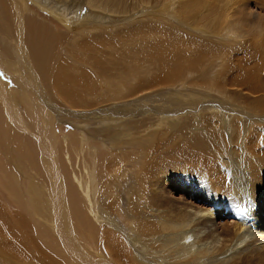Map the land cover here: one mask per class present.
Returning a JSON list of instances; mask_svg holds the SVG:
<instances>
[{
    "label": "bare ground",
    "instance_id": "6f19581e",
    "mask_svg": "<svg viewBox=\"0 0 264 264\" xmlns=\"http://www.w3.org/2000/svg\"><path fill=\"white\" fill-rule=\"evenodd\" d=\"M249 4L250 0H0V43L7 49L4 48V51L8 56L14 58L9 65L14 69L22 68L21 77L16 78L15 82L23 83V89L19 88L23 90V96H18L19 93L9 88L5 78L4 81L0 78V99L5 102L0 105V264H71L68 254L65 255L54 246L55 239L52 241L43 225L38 224L37 221L41 220L34 212L36 200L31 189L21 181L20 174L10 169L14 165L15 169H19L24 164L28 171L42 168L46 179L49 171L54 177L63 176L65 187L59 184L67 195L66 203L80 239L90 246H96L115 264H158L154 262L151 252L145 251V246L139 243V237L152 244L164 245L166 256L173 264H208L206 260L212 264L217 258L214 257L216 251L223 257L243 242L245 236L251 238L252 246L264 247V219L252 232L246 229L242 235V229L248 222L245 215H239L240 224L234 244L229 242L219 250L221 237L218 235H214L213 244L206 238L196 243L195 236L186 227H182L184 231L179 234L176 231L172 233L176 223L147 221L144 214L133 226L129 224L124 236L116 232L114 226V219L118 216L129 217L130 222L134 221V215L140 211L142 198L150 195L151 185L160 180L161 173L173 167L179 177L190 171L192 176H196L194 182L198 180L212 194L213 191H217L215 195L218 191L220 194L226 193L232 187L235 197H238L236 199H239L236 193L238 189H235L237 186L231 176L234 169L222 159L223 147L219 142H229L226 144L227 151L231 148L234 150L233 145L239 148L240 158L236 165L246 173L244 178L251 204L257 205L264 200L260 175L263 169L260 159L264 156V134H254V130L242 128L239 116L221 111L234 108L240 115L254 119L264 113V20L254 18L257 21L251 25V18L255 15L258 17L262 14L260 18L264 16V0L255 2L260 11L257 13L249 10ZM150 11L151 14L147 15ZM77 22L87 28L81 32H71L70 24ZM82 67L103 77L101 84L105 88L114 89L113 96L102 97L104 102L131 98L141 105H146L145 100L151 99L157 103L180 102L183 106L189 102L190 107H194L195 103H204L203 110L209 109V113L201 111V115L197 116L199 118L194 120L198 128L192 130L193 135L189 130L186 135L176 131L180 121L174 117L175 113L173 116L172 113L166 114L159 121L164 123L166 131L172 132L170 139L166 138L165 129L154 127L151 130L139 118L136 127L145 128V133L153 142L159 138L158 142L163 145L161 150H150L145 154L147 167L138 166L140 171L137 170L133 177L132 189L126 190L125 187L123 194L120 189L113 192L104 186L100 189L93 183L96 182L94 180L102 181L105 173L114 171L117 166L106 162L103 155L97 156L100 171L87 169V158L91 156L83 154L85 143L82 137H69L61 131V135H57L55 124L46 112L51 106L56 108L61 104L78 108L89 105L86 101L89 99L86 98L93 93L95 82ZM194 88H199L200 92H195ZM230 88L249 94V100L244 97L240 99L242 96L231 93ZM164 89H171L172 92L169 90L166 93ZM12 91L16 94H11ZM211 92L215 93L217 100L209 94ZM198 98L207 101H197ZM182 101L184 104H181ZM12 103L21 106L23 116L31 115L30 120H26L28 124L20 121L23 130L24 123L29 125L26 133L31 134L27 136L30 140L13 126L15 122L11 121L8 112ZM39 107L46 110L42 111ZM213 107L216 109L213 110ZM139 114L136 113L135 117ZM225 117L227 124L224 122ZM212 121L214 125L217 122L220 129L231 130L229 139L224 141L222 137H210L212 140L209 144L208 136L199 134L202 129L211 128ZM107 122L116 123L112 119H107ZM43 126L45 131H42ZM111 127L106 129L105 135L110 133L112 138L116 135L125 144L133 140V137L129 139L131 135L127 132H116ZM76 141L82 147H76ZM116 144L120 147L118 140ZM206 145L208 152L205 151ZM214 146L217 150H214ZM72 150H79L76 153L80 158L78 161ZM53 153L60 172L65 169L64 165L72 167L76 161L81 163L86 179L81 181L72 176V183L80 189L81 194L69 181L66 172L59 174L52 160ZM229 184H232L231 187ZM95 194L99 196L97 203H94ZM121 194L126 199L125 208L119 205L123 203L120 202ZM86 210L93 215L96 223L90 221ZM217 210L218 204L215 203L209 210L197 209L192 216L190 213L180 214L179 221L189 226L197 217L212 226L214 221L211 219L215 218ZM240 211L243 213V210ZM195 223L198 224L199 220ZM38 230L40 238L49 240L41 239L44 243H39L36 240L39 238L36 235ZM188 238H193L192 243ZM132 244L135 245L134 249ZM140 256H144L143 260Z\"/></svg>",
    "mask_w": 264,
    "mask_h": 264
},
{
    "label": "rangeland",
    "instance_id": "374dc122",
    "mask_svg": "<svg viewBox=\"0 0 264 264\" xmlns=\"http://www.w3.org/2000/svg\"><path fill=\"white\" fill-rule=\"evenodd\" d=\"M255 2H258V0H253V2H252V0H250L249 10L250 11L252 10L251 12L257 13L260 11H259V9L257 10ZM139 11H144V10L139 9ZM254 13H252V14L254 15ZM146 14L147 15L151 14V11H150V13L147 12ZM261 16H262V14H260L258 17H257V15H255L253 18H251V25L256 23V21L258 19H259L258 21H260L261 19L264 20V18H263L264 16L262 18H260ZM254 18L255 19L257 18V20H254ZM67 19H70V18H67ZM253 21H254V23H253ZM70 25L72 27L70 29L71 32H72V30H74V32H81L82 30H84V28H87L85 25L80 24L78 22H77V24L71 23ZM4 48L5 47H3V45L0 43V78L3 81L5 78V81L9 85V88L11 87V89H13L16 93H19V94H17L18 96H21L23 94V90H20L19 88L23 89V83L16 84V82H17L16 78L21 77L22 68L18 67L17 69H14L9 65L10 61H12V59L14 60V58L12 56L9 57L8 53H6L4 51ZM82 68H83L82 70L87 72L89 74V76L91 77V79H93L92 81L95 82V88H94L93 93L88 95V97L86 96L87 97L86 99H89V100H86L87 103L89 102L88 103L89 105H87L86 107H79L78 108V107H72L69 105L65 106V105L61 104V106L57 105L58 107L56 106V108L54 106H53L54 108H52V106H51V108H48V111L44 107H39V109L42 111L46 110L47 114L49 115V118L55 124L54 129H55L57 135L61 131L64 135H68L69 137L71 135H73V136L76 135V136L82 137V139L84 140V143H85L84 149H83V154H85V156L87 155L88 157L91 156L90 159L87 158V163H88L87 169L90 168L89 169L90 171H95V172L98 170L100 171V168H99L100 167V165H99L100 161L98 160V157L103 156V155L105 156L104 160L106 162H109L110 164H114L117 166V168L114 171H110L108 173L106 172L104 179L102 181H100L99 179L94 180L96 182H93V183H96L100 189H103V186L108 191H109V189L112 190L110 192H113L115 189H120V190H122V194H123V190L125 187H126L125 188L126 190L132 189L133 185L131 183H132L133 177L135 176L137 170L140 171V169H139L140 167H138V166H141V168L147 167L145 154L149 153L150 150H152V152L153 151L155 152L156 150H161V147L163 145L160 142H158L159 138H155L154 142L151 141V139H149L147 134L145 133V128H137L136 127L137 123H138L137 121L142 119L143 121H145V125L149 126L151 130L154 129V127L158 128V129L160 127V129L163 128L166 131V128H164V123H160L159 120L161 118H163V116H165L166 114L169 115V113H172L171 116H173V113H175L174 117L176 118V120L178 119V121H180V123L178 125L179 129H176V131L186 135L188 130H189V132H192V130L194 131L195 129L198 128L196 126L195 121H194L195 119L199 118V117H197L198 115H201L202 112L203 113H209V111H208L209 109L207 110L205 108V110H203V108L205 107L204 103H199L200 105L195 103L194 107H192V106L190 107V105L188 104L189 102L186 103L187 106L186 105L183 106V105H180V102L177 104H170L168 102H166V103L158 102L157 103V102H155L156 100L151 101V100H154V99H151L150 101L145 100V102H147L146 105H144V104L141 105L140 102L139 103L134 102L131 98H124L123 99L124 101L123 100H120V101L112 100L111 102H109V101L104 102V100H101L102 97L113 96L114 89L105 88V86L103 84H101V81H104L103 77L96 75L89 68H86V69L84 67H82ZM194 89H195V92L196 91L200 92L199 88H197V89L194 88ZM169 90L171 91V89H169ZM169 90H165L166 93L170 92ZM234 90H236V89H234V88L231 89V93H235L238 97L242 96V97H240V99L244 97L243 99L249 100V96H248L249 94H246L245 92H242V91L239 92L238 89H237L238 91L236 90V92ZM9 91H11V90L9 89ZM97 92H100V93H97ZM16 93L13 92L11 94H16ZM26 93L28 95H30L28 93V91H26ZM0 94L2 95L1 92H0ZM4 94L5 93H3V95ZM158 94H161V92ZM209 94H211L213 96V99L216 98L215 93L211 92ZM31 95H33V93ZM254 96L257 98L256 95H254ZM0 98H2V96H0ZM213 99H211V100H213ZM217 99L218 98H216V100ZM2 100L0 101V105L4 102ZM199 100H204V99L198 98L197 101H199ZM180 101H181V99H180ZM206 101L207 100H204L205 103H206ZM15 102L17 103V101H15ZM184 102H186V100H184ZM184 102L182 101L181 104H184ZM55 104H56V102H55ZM91 105H92V107H91ZM212 105L214 106L215 104L212 103ZM93 106H95V108ZM161 106H162V108H161ZM20 107L21 106L19 104H17V106H16L14 103H12V106H10V108H8V112H9V115H11V117H10L11 121L15 122V123H13V126H15L14 127L15 130L21 131V133L24 134V136L26 135L25 137L27 138V136H31V134L26 133L27 130H29V125H27L29 122H27L26 120L29 121L31 115L27 116L25 114L23 116V111ZM15 108H16V110H15ZM154 108L155 109L160 108L161 110L157 111V109L154 110ZM173 109H175V110H173ZM215 109L216 108L213 107V110H215ZM18 111H20V112H18ZM221 111L222 112L224 111V114L226 113L227 115L239 116V118L241 119V122H242V125H241L242 128H246V130H248V129L252 130V131L254 130L256 132L254 134H259V133L264 134V117H263L264 113L259 114L258 116H256L257 119H254L253 117H250V116L240 115L239 111L237 110V112H235L236 110L234 108H225L224 110H221ZM13 112H15V113H13ZM138 112L140 114L135 117L136 113H138ZM0 113H1V111H0ZM100 114H102V115H100ZM17 115H19V116H17ZM182 115H184V117H187V119H185ZM195 115H196V117H195ZM248 117H250V118H248ZM107 119L108 120H111V119L114 120V123L116 122L115 125L113 123L109 124L107 122ZM128 120L129 121L132 120V121L129 122ZM20 121L27 122V124L24 123V130H23L22 122H20ZM224 122L226 124L228 123L227 117L224 118ZM191 123H192L193 127L191 126ZM214 123L215 122L212 121L211 125L212 124L213 125L211 126V128H209V129L204 128V129H202L203 131L201 130V132L199 134L204 133L205 137L208 136L207 139H208L209 144L211 143V140H212L210 137H216L218 139H219V137H222L224 139V141L229 139V134H231V130H230V132H228L227 130H225V128L220 129L218 127L217 122L215 125H214ZM245 124H246V126H245ZM110 126H112L111 129H115L116 132H120V130L127 132L129 135H131L129 139H131L133 137L132 138L133 140L127 139L129 141L125 144V143H122L123 141L116 135L113 136V138H112V135L110 133H109V135L111 137H109L108 134L105 135V133L107 132L106 129H109ZM188 126H191V127H188ZM183 128H185V129H183ZM214 128L217 130H215ZM212 129H214V131H212ZM42 131H45L44 126L42 127ZM158 131L160 132V130H158ZM141 133H142V137L140 136ZM166 133H167L166 138L168 137L169 139L171 138L170 135H173L171 131H166ZM221 133H223V134H221ZM134 134L137 136H134ZM211 134H213V135L211 136ZM59 135H61V133ZM191 135H193V132L191 133ZM29 138H27V139L30 140ZM39 140L41 142V139H39ZM113 140H115V141L113 142ZM117 140L120 143V147L117 146V144H116ZM134 140H135V142H134ZM220 141H221V139H220ZM75 143H76V147H82L80 144L77 143V141ZM219 143L223 147V151L221 152V154L223 156L222 159L227 161V163H229L227 165L232 166V168L234 169V170H232V171H234V173H232L231 176L234 179L235 185L237 186V187H235V186L234 187L236 190L238 189L236 191V193L238 194V196H240L239 199H236L238 197L237 196L235 197L236 194L233 192V190H231L232 184H229L230 185L229 187H231V188H230V190H228V192L221 193V194H223L222 195L223 198H221V196H220L221 194L219 191L216 194L217 195L216 196L214 193L217 191H213L214 193L212 194L211 191L210 190L207 191L205 189L206 188L205 185L202 186V184H200V182L198 180H196L194 182L196 176H192L190 174V171L187 173H184L181 177H179L176 174L175 167H173V169H171L170 171H168V172L164 171L163 173H161L160 178H159L160 180L151 185L150 195L147 194L145 197L142 198V201L140 203V211L138 214L134 215V218H135L134 221L130 222L129 217H123V216L122 217H119V216L115 217L114 226H115L116 232H118L122 236H124L125 233L128 232L129 224L131 226H133V224L136 223V221L138 219H140L143 214L145 215V220H147V221L155 220L157 222L158 221H169L171 223H176L177 224L176 229L172 230L171 231L172 233L176 231L175 233L179 234L182 231H184V228H182V227H186L188 229V231L192 235L195 236L196 239L194 237L193 238L195 239L196 243L202 241L205 238L208 239L211 243L212 242L214 243V240H215L214 235L215 236L218 235L221 237L220 238L221 240H220V244L218 245L220 247H218L217 250H219V248H221V247H224L225 244H227L229 242H231V245H232V244H234V241H236L235 235H237V233H238V224H240V218H241V217H239V215H241V216L245 215L244 217H246V219L248 220L247 225L245 227H243V229H242L243 230L242 235L247 231L246 229H248V230L250 229L252 232L259 225V223L261 224V222H263V219H264V200L261 201V203L257 204V205H255L253 203L251 204V198L249 195V190L245 184V178H244V177H246V173L244 172V170L240 169L239 165H236L237 161L240 158V150H239V148L236 149L237 145H233L234 150H232V148H231L230 150L227 151L226 144L228 145L229 142L226 141L225 142L226 144H224V143L221 144L222 142H219ZM142 144H143V146H142ZM262 146H264V143L262 144ZM134 147H138L139 149L134 148ZM208 150L209 149L206 145L205 151L208 152ZM214 150H217V148L215 146H214ZM72 151H73L72 154L74 155L75 158H77V161H78L80 158L77 157L76 153L79 152V150H72ZM53 154H54V156L52 157V160H53V162H54V164L58 170V166H57V163L55 160L56 156H55V153H53ZM123 156H124V158H123ZM10 158H11V156H10ZM77 161H76V164L72 167L64 165L65 169H62L61 172L58 170L59 174L60 173L63 174V172H66L67 177H68L69 181H71V183L74 182V180H72L73 175L76 178L81 179V181H84L86 179V177H85L86 175H84L85 170L83 167H81V163H79ZM96 162H97V166H96ZM260 163L262 164V168H263L260 172V175H261V179L263 182L262 188H263V192H264V156L260 159ZM10 169H12V171L14 173H16L18 175L20 174L19 177H20L21 181L23 183H26V185L31 189V194L33 195V197L36 200V202L34 203V206H35L34 212H36L37 217L39 218V220H41V222L37 221L38 224L43 225L46 232L48 234H50V236L52 237V241H54V239H55L56 242L54 241L55 243L53 242V245L57 246V248L61 249L65 253V255L68 254L67 257L68 258L70 257L69 261L71 262V264L72 263L73 264H108V263L109 264H115V262L112 259H110L107 255L105 256V254H103L104 252H100V250L98 251L97 250L98 248L96 246H90L91 244L84 242L82 239H80L78 233L75 230L74 221H73V218L71 216L72 215L71 211L69 210V207L66 203V196L67 195H66V193L63 192V189L61 187V185L63 187H65V181H64V178L61 174H60V178L57 176L54 177L52 175V173L49 171V174H47L48 178L46 179L45 174H43L44 171L42 168H40L39 170L28 171L26 165L24 164L21 167H19V169L17 167L15 169V165L13 167H11ZM166 174H168V175H166ZM21 176H23V177H21ZM161 176H163V177H161ZM31 177H32V179H30ZM62 179H63V181H60ZM212 179L210 178V181H213ZM208 181H209V179H208ZM241 181H242V183H241ZM59 183H62V184L60 185ZM72 184L76 187L77 191L79 192L80 189L75 185V183H72ZM101 191H100V195L103 194V192H101ZM122 194H121V198H120L121 201L120 202H123V203L119 204V205H120V207L125 208L126 199L123 197ZM231 194L232 195L234 194L233 196L235 198ZM102 197L103 196H101V198ZM45 198H46V201H45ZM98 199H99V196L97 197V195L95 194L94 200H96V201H94V203H97ZM32 200H34V199H32ZM216 200H217V202H216ZM221 200L223 201V203ZM236 200H237L238 204L235 203ZM215 203L218 204V210L215 212V216H214L215 218L211 219L212 222L214 221L212 226L209 224H205L203 220L196 219L197 217L193 220L194 222L189 226H185L184 224H182V222L179 221L180 214L190 213L189 215H191V214L194 215L196 213L197 209L209 210L211 208V206ZM220 206H221V209H220ZM240 208H242V209H240ZM240 210H243V213ZM207 212H209V211H207ZM88 213H89V211L86 210L87 217H89L90 221L91 222L93 221L92 223H94L95 220L93 219V215L90 213L88 214ZM205 218L206 217H204V219ZM145 220H144V222H146ZM196 220H199L198 224L195 223ZM210 228H211V230H209ZM136 234L138 235V233H136ZM36 235H39V236H37L39 238L36 239L39 243L43 242L41 239L49 240V238L48 239L40 238L39 230L36 232ZM222 236H224V237H222ZM163 237H166V236H163ZM60 238H62V239L60 240ZM64 238H65V240H64ZM177 238H179V237H177ZM193 238H190V239L188 238L191 241L190 243H192ZM179 240L181 241L180 238H179ZM242 241L243 242L238 243L234 248H232L223 257L217 253L219 251H216V255L214 257H217V258L214 260L213 263L218 262L217 264H220L219 262H222L225 260L228 261V259L231 258V259H229L228 262L225 261L223 264H237L240 261H241V263H239V264H264V247L262 248V247L252 246V244H251L252 242H251L250 237L247 238L245 236L242 239ZM184 242H185V240L183 241V244H184ZM139 243L143 244L145 246V248H146V249L144 248L145 251L147 250V251L151 252V256L154 257L155 263L173 264L172 261H170V259L166 256V252L164 251V245H162L161 243H159L158 245L152 244L147 239H144L141 237H139ZM131 246L133 249L135 248V245L132 244ZM194 250L195 249H193V251ZM142 257H144V256H140V258L143 260ZM138 258H139V256H138ZM235 258H237V259H235ZM157 259H161V261L158 262ZM206 262L209 264V260H206Z\"/></svg>",
    "mask_w": 264,
    "mask_h": 264
}]
</instances>
